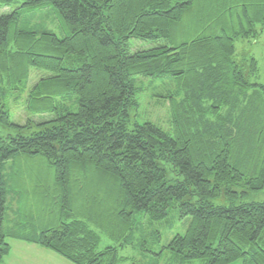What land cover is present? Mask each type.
<instances>
[{"label": "trees", "instance_id": "trees-1", "mask_svg": "<svg viewBox=\"0 0 264 264\" xmlns=\"http://www.w3.org/2000/svg\"><path fill=\"white\" fill-rule=\"evenodd\" d=\"M15 7L0 0V126L17 131L0 136V264L10 236L72 264H264V202H212L264 191V81L236 47L260 34L264 0ZM4 92L44 119L13 124ZM146 92L168 104L165 128L142 119ZM9 199L30 236L7 229ZM174 212L185 234L147 251Z\"/></svg>", "mask_w": 264, "mask_h": 264}, {"label": "rangeland", "instance_id": "rangeland-1", "mask_svg": "<svg viewBox=\"0 0 264 264\" xmlns=\"http://www.w3.org/2000/svg\"><path fill=\"white\" fill-rule=\"evenodd\" d=\"M21 0H11L12 8H16L15 6H18L20 4ZM9 8H4L1 10V12H8ZM44 17H47L46 15H43ZM48 20L45 19L44 23H46ZM39 22V21H38ZM47 27L49 29H54L51 24H47ZM260 34L258 37H256L255 40L250 39L247 43H236V47L238 49V53L240 56H245V58H254L257 61L258 69H259V79L258 82L262 83L264 81V27L258 26L257 27ZM142 48L141 45L135 44L133 46V49L137 50ZM37 76H31V79L28 81V88L32 87V85L37 81L38 76L40 74L36 73ZM6 94V96H5ZM5 96V97H4ZM23 98L19 99L22 100ZM140 103V111L143 115L142 119L144 120H150L163 128L166 127L169 121V115H168V109L169 106L166 102L162 103H156V101L151 98L150 93L146 92L141 95L139 99ZM1 101L6 106L7 111L9 112L11 116V122L13 124H25V122L30 121L32 123H38L41 122L44 118H40L39 116H31L26 110L24 109V106L22 102H20L21 107L18 109V106L15 104L14 94L12 93H6L4 92V95L1 96ZM33 131V130H32ZM17 131L13 127H1L0 126V136H5L7 134H15ZM6 181L9 184L11 179L12 182L17 181L19 178H13L11 175L12 173H15L11 170L10 166H6ZM14 186V183H13ZM14 189H20L19 186L15 187ZM237 191H239V188H236ZM34 200L37 201L36 196L34 197ZM213 204L218 206H224V207H231V206H239L241 204H249V203H262L264 202V191H259L256 193H250L245 196H239L238 198L234 200L227 199L226 196H222L220 199H214ZM16 201L15 199L10 200L9 199V210H8V218L6 219V226L7 229L10 231L11 235H26L30 236L31 234V225L30 221H19L21 224H24L23 226H16L19 224L18 222V215L16 214ZM19 209H22V207L19 205ZM35 209V207H34ZM33 210V208H32ZM55 220V219H54ZM18 222V223H17ZM17 223L16 226H14ZM190 223V218H185L182 220L178 219V216L176 212H174V215H170L166 220L163 222H157L155 224H152V231L154 232L151 236H148L146 239L148 241V248L147 251L157 253L159 252L163 247L167 246L169 241L172 237L175 235H184L187 227ZM145 228L146 225L143 222ZM15 227V228H14ZM151 231H149L150 234ZM147 235V231H146ZM159 237V239H156ZM100 249L102 250L108 245H113L112 242L105 237V235L100 234ZM6 242L10 246V254L7 258H5L1 264H72L69 261H66L65 259H62L55 255L54 253L50 251H43L39 249H31L34 244H30L29 246L24 245L22 241H16L14 237L10 236L6 240ZM36 246V245H34ZM34 248V247H33ZM36 248V247H35ZM166 255L167 252H165ZM122 255L128 256L129 254L125 251L122 252ZM166 258L164 257V261L161 264H164ZM194 264H199L198 262ZM232 264H242L241 261L234 262Z\"/></svg>", "mask_w": 264, "mask_h": 264}, {"label": "crops", "instance_id": "crops-1", "mask_svg": "<svg viewBox=\"0 0 264 264\" xmlns=\"http://www.w3.org/2000/svg\"><path fill=\"white\" fill-rule=\"evenodd\" d=\"M21 242V241H20ZM22 243H24V245H30V244H27V243H25V242H22ZM32 246V248L31 249H39V250H43V251H46V250H44V249H42V248H40V247H38V246H34V245H30V247ZM34 247V248H33ZM36 247V248H35Z\"/></svg>", "mask_w": 264, "mask_h": 264}]
</instances>
